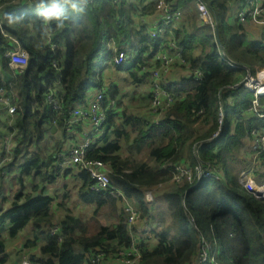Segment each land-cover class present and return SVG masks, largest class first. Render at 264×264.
Returning <instances> with one entry per match:
<instances>
[{
  "label": "trees",
  "instance_id": "trees-1",
  "mask_svg": "<svg viewBox=\"0 0 264 264\" xmlns=\"http://www.w3.org/2000/svg\"><path fill=\"white\" fill-rule=\"evenodd\" d=\"M143 1L134 4L130 0H120L114 4L112 0H94L84 5L82 0H75L76 9L62 2L63 15L59 20L44 16L52 7L51 0H32L30 3L6 0L3 4V28L26 49L28 61L24 70L15 74L6 57L11 47L9 37L0 34V85L11 96L18 97V108L12 115L0 109V144L3 150L7 135L13 137L15 146L8 164L21 167L17 174L20 189L14 193L9 206H4V198L0 195V264L7 260L3 234L14 238L29 224L33 239L27 240L25 245L35 244L39 237L43 239L37 253L28 256L31 264H91L86 255L92 249L102 250L107 257L119 248L129 246L131 238L126 218L116 200L108 192L87 190L92 180L85 170L78 172L82 180L79 200L94 204L95 216L114 219V223L100 224L93 232L88 231L86 221L70 212L56 220L49 208L51 198L42 193H24L22 179L23 175L34 171L48 181L56 176L48 169L54 156L44 160L38 150L31 152L30 149L44 140L54 123L65 137L64 119L70 107L83 103L89 90L102 87L103 65L113 56L112 52L100 54L109 41L129 54L133 61L131 67L141 64L145 59L143 55L161 44L159 37L149 35L145 25H135L133 16ZM192 1L177 0V5L186 8ZM202 1L209 7L215 27L201 22L196 6L192 5L188 18L190 29L177 27L174 30L175 43L181 48L182 58L188 61L191 73L178 82L162 84L170 91L185 92L186 95L178 97L164 118L156 123L123 115L122 123L116 124L114 112L108 109L106 128L111 129L114 139L109 140L104 132L102 144L93 141L87 148L88 158L109 163L112 185L121 189L146 220H152V213L144 190L168 181L173 164L184 162L186 149L191 153V162L196 161L197 150L202 160L221 165L226 177L230 167L239 166L234 157L241 138L250 128L264 125V117L240 118L239 113L250 104L252 93L241 86L230 88L247 70L253 71L254 66L264 65L261 56L264 41L248 40L241 24L230 26L226 22L230 0ZM47 36L55 44L54 48L46 42ZM196 47L201 48V54L193 57ZM53 60L56 66H53ZM123 64L116 67L124 69ZM194 69L201 71L199 80L192 75ZM52 82H57L63 89L64 108L58 119L53 110L44 107V95ZM117 93L116 87H109L104 105L114 100ZM261 103H264V97ZM221 106L224 111L222 131L218 137L209 139L219 126ZM198 122L210 125L205 133L194 136L193 125ZM127 127L135 134L129 147L136 153L145 152V157L140 160L124 157L118 152L117 138L123 137L125 143L130 141ZM162 198L170 210L171 231H154L152 245L142 242L138 264H191L198 232L204 226L211 227L218 251L229 264H264V209L238 180L206 178L196 185L183 184L165 189ZM56 224L62 236L60 241L57 235L49 232Z\"/></svg>",
  "mask_w": 264,
  "mask_h": 264
},
{
  "label": "built area",
  "instance_id": "built-area-1",
  "mask_svg": "<svg viewBox=\"0 0 264 264\" xmlns=\"http://www.w3.org/2000/svg\"><path fill=\"white\" fill-rule=\"evenodd\" d=\"M15 1L17 0H14V2ZM31 1L32 0H25V2L29 3ZM93 1L94 0H87V2L84 3L82 0V3L88 5ZM119 1L120 0H112L114 4H117ZM5 2L6 0H0V34L9 37L11 47L6 52L8 65L15 74H19L27 65L28 53L26 49L19 45L14 37L7 35L3 28L1 10ZM155 7L159 12V17L149 26L148 32L152 38L161 36L165 26L174 25L182 16V10L175 6L172 0H157ZM196 7L201 22L215 27L213 15L207 4L202 0H197ZM263 11L264 6L261 0H240V6L236 12L233 25L242 24L247 20L262 25V39L264 41V19L261 17ZM46 42L51 48L55 47V44L51 42L49 36H47ZM171 49L175 50L174 53H171ZM114 51L116 52L114 64L122 65L128 57L127 53L117 48H114ZM261 56L264 58V50L261 52ZM154 58L159 65L149 71L150 109L153 112L159 113L170 108L178 97L185 96L184 93L177 94L166 89L160 80L161 71H166L172 66L175 59H181V61H183V58L181 56V48L177 46L174 41L169 42L168 46L161 47L157 50L154 54ZM52 64L56 66V61L53 60ZM147 68L146 65L140 66V70L143 72H147ZM192 75L194 79L199 80L201 78V71L199 69H194ZM239 86L252 93L250 104L239 113L240 118L245 119L249 116L264 117V104L261 103V98L264 97V65L254 66L253 71L247 70L242 78L231 85L230 88H237ZM106 93L107 89L101 87L100 89H96L86 105L70 107L64 119L65 126L75 124L79 120H88L91 124V129L90 131L84 132L82 141L71 145L68 152L54 156V161L48 169L49 172L54 175H59L67 168L77 166L79 169L88 172L92 180V182L88 184L87 190L108 192L109 195L116 200L119 209L126 218L127 229L131 241L128 247L119 248L111 254V264H138L141 258V243H147L153 238L151 220L149 221L143 218L141 210L121 191V189L112 185L109 176L110 166L108 162L99 158L90 159L87 157V148L91 143L93 135L96 136L102 133L107 125V110L109 106L103 103ZM62 94V87L58 85L57 82H52L44 95V107L56 113L55 119H58L63 112ZM17 108L18 97L11 96L7 93L4 86L0 85V109H5L8 114H13ZM223 118L224 111L221 106L218 114L219 126L211 134L209 139L216 138L220 135L223 127ZM246 135L255 142V148L251 152L249 161L245 167L238 173L237 180L239 185L255 200L264 202V181L258 182L256 178V174H258L260 168L262 169L264 167V125L250 128ZM198 144H200V142L195 146L197 147ZM195 159V162H191L189 159L184 162L173 164L171 177L167 181L172 182V188L183 184L196 185L200 180L206 178H214L221 181L226 180L221 165L202 160L197 150H195ZM164 183H166V181L159 183L155 187L146 188L144 190L145 200L150 205L154 200V189L161 187ZM138 222H141L139 230L141 235H138L135 230ZM59 230L57 225L49 228V232L57 235L60 241L62 236ZM210 248V244L205 240L203 233L199 231L197 247L191 264H219L215 258L211 256ZM86 256L91 264H106V254L100 249H92ZM20 264H30V262L26 259Z\"/></svg>",
  "mask_w": 264,
  "mask_h": 264
},
{
  "label": "crops",
  "instance_id": "crops-1",
  "mask_svg": "<svg viewBox=\"0 0 264 264\" xmlns=\"http://www.w3.org/2000/svg\"><path fill=\"white\" fill-rule=\"evenodd\" d=\"M18 1V0H17ZM16 1V2H17ZM134 4H136L139 0H130ZM157 0H144L142 2L141 7L138 8V11L136 14H134V22L135 25H145L146 29L148 31L150 24L156 20L159 17V12L155 7ZM196 1L194 0L188 5L186 8H182L181 6L177 5V0H172L173 4L177 7H179L182 10V16L174 23L173 26H165L164 30L159 36L161 39V44L158 46L157 49H150L149 52L145 53L143 56H145V59L141 64H137L136 67H131L133 64V61L129 58V54L127 59L124 61L123 67L124 69H119L116 67L117 65L112 63V58L114 61V57L116 52L114 51L115 44L112 41H109L105 47V49L102 51L101 54L104 52H111L112 50V58H110L111 65L108 67H103L102 72H101V79H102V87L106 88L107 91L109 87L114 86L118 89L117 96L114 100H110L106 102V105L109 106L108 109L112 110L114 112V117L113 120L116 124L122 123V116L123 115H133L141 120H144L147 123H152V122H159L163 119V112H153L150 109V78H149V71L154 68L158 67V62L154 58V54L157 50H159L161 47H166L168 46L169 42L174 41L175 42V33L174 30L175 28H185L187 30L190 29L189 26V16L186 14L187 12H192V5L196 6ZM264 6V0H261ZM140 5V4H139ZM240 6V0H230L227 13H226V22L230 25L233 26V22H235V17H236V12ZM197 8V7H196ZM185 13V17H184ZM188 17V18H187ZM261 17L264 19V11L261 14ZM185 18V20H183ZM245 34L246 38L251 41H260L263 38V26L260 24L253 23L250 20H247L246 22L241 24ZM176 44V43H175ZM171 53H174V49L170 50ZM201 54V48L196 47L193 50V57H197ZM106 63V62H105ZM104 63V64H105ZM141 65H146L147 72H143L140 70ZM131 67V68H130ZM191 73L189 63L188 61L184 60L181 61V59H175L174 63L172 66H170L166 71H161L160 73V80L161 83L164 85H169L170 83L173 82H178L181 78L189 76ZM239 75V74H238ZM110 80V84L109 81ZM143 82H145L143 84ZM143 85H140V84ZM96 89L89 90L87 92L85 101L83 103L75 104L73 106H84L88 103V100L93 96L95 93ZM184 93L185 92H180ZM179 94V93H178ZM126 95V96H125ZM180 96V95H179ZM72 106V107H73ZM5 110V109H4ZM6 112V110H5ZM7 115H12L8 114ZM209 128V127H208ZM91 129V124L87 120H79L77 123L72 124V125H67V131L65 137H62L61 133V128L56 126V129L54 132H51L48 130L45 134V138L42 142H40L37 145V150L38 148L40 149L41 145L44 144L45 140L49 141V139H56L61 142L67 144V149L64 146V149L61 148V151L55 153L53 151L52 156H56L58 154H63L68 152V149L70 148L71 145L74 143H78L82 141L83 139V134L86 131H90ZM107 129V130H106ZM127 131L130 133V128L127 127ZM104 132H107L108 134V139L112 140L114 139V135L111 132V129H108L105 127L104 131L100 133L99 135H96L92 137L91 142L93 141H98V144H102V139L101 136L104 134ZM49 136L46 138V136ZM53 138H51V137ZM135 136L134 133H130V141L126 143L128 145V151H130L131 154H139L136 153L133 149H131L129 146L131 144V139ZM118 139V144H119V149L118 152L123 155V151H121V145L122 141L124 140L123 137L117 138ZM249 137L245 135L241 138V145L239 146V149L241 147H244L242 149H247L246 145L247 143L249 144ZM15 146V142L13 140V137L9 134L6 137L5 141V147L2 150L1 144H0V189H1V196L4 198V206L7 207L10 205V203L13 200V195L14 193L20 189L19 183L16 181V183H12V177L9 179L8 170L5 169V164L9 163L12 159V150ZM63 147V146H62ZM66 149V150H65ZM241 149V150H242ZM39 151V150H38ZM41 151V149H40ZM144 151H141L140 153H143ZM246 152V150L244 151ZM237 154L236 158L234 157L235 161H238L239 164L243 161L245 157V153ZM145 153V152H144ZM49 155V156H50ZM250 156V155H249ZM132 158V157H131ZM239 160H238V159ZM183 161L189 160L185 156L182 159ZM247 162L245 163V165ZM244 166H238L239 172ZM17 170V173L20 172L21 167L15 166L13 167ZM263 169V170H262ZM260 168L258 172H264V167ZM79 168L77 166H72L70 168H67L66 171L62 172L59 175H56L52 181H48L47 179L44 178L42 175L43 180H39L36 178L37 176L33 177L34 173L32 172L31 174L28 175H23L22 179V188L23 192H30L33 195L42 193L44 195H47L51 198V203L49 205L50 211L52 215L55 217L56 220L61 219L67 212H70L72 215L81 217L78 212L83 211L84 209H92V212L95 209L94 204L90 203H83L79 200L78 198V204L76 203V208L71 209L67 204L64 205L63 208H61V202L59 199V194H67V183H70L71 181L75 180L77 183V191L76 195L78 197V190L79 187L82 184V180L78 175ZM238 172V173H239ZM41 181V182H40ZM167 182V181H166ZM59 185H61L59 187ZM35 187V189H33ZM57 189H62V191H56ZM154 194L157 196L159 194V188L155 189ZM58 194V196H57ZM66 200V199H65ZM116 205L118 207V204L116 202ZM70 211H67V210ZM119 209V207H118ZM62 210V212H60ZM101 218V219H100ZM84 220V218H82ZM97 219H100L102 223L100 224H106L110 225L114 223V219L107 217L105 215H99ZM150 221V220H149ZM98 223V225H100ZM57 225V224H56ZM156 224L153 223L151 220V228L153 232V238L149 240L148 242H155L154 238V231H156ZM141 227V222H138L136 225L135 230L137 231L138 235H141V232L139 231ZM4 238H5V254L7 255V260L4 264H20L23 260H28V256L31 253H37L39 245L43 244V239L38 238L36 240L35 244H30V245H25V242L27 240H32L33 239V229L31 225H27L24 227L19 234L14 237V238H9L7 237V233H4ZM111 253L106 257L105 263L106 264H111L112 263V257ZM30 262V261H29ZM31 264V263H30Z\"/></svg>",
  "mask_w": 264,
  "mask_h": 264
},
{
  "label": "rangeland",
  "instance_id": "rangeland-1",
  "mask_svg": "<svg viewBox=\"0 0 264 264\" xmlns=\"http://www.w3.org/2000/svg\"><path fill=\"white\" fill-rule=\"evenodd\" d=\"M191 11L190 12H187L186 14H188V16L190 15ZM184 17H185V13H184ZM188 18V17H187ZM183 20H185V18H183ZM116 47V46H115ZM117 48V47H116ZM109 51V50H107ZM104 52L103 54H100L101 56L104 55V54H107L108 52ZM111 52H113L112 50H110ZM100 56V57H101ZM111 60L110 59H107L106 60V63L103 65V67H108L111 65ZM238 74H241V72H239ZM109 84L111 83L110 80L108 81ZM145 82H143L144 84ZM142 83L140 85H143ZM126 96V95H125ZM264 104V103H263ZM168 109L164 110L163 111V118L165 116V113ZM210 124H203L201 122H198L196 124H194V130H195V135L194 136H200L201 134L205 133L207 130H208V127H209ZM59 127V126H58ZM49 137L48 135L46 136V138ZM51 137V136H50ZM53 138V137H51ZM65 145H63V142H61V140H57L56 139H49V141H46L44 142L43 145H41L40 149L38 148L40 154L42 155V157L44 158V160H48V157L50 154L53 153V151L55 153L61 151V148L64 149V146L65 148L67 149V144L64 143ZM241 145V144H240ZM239 145V146H240ZM63 146V147H62ZM244 147H241L239 149H237L236 151V155L239 153H243L245 150L246 152L245 153V157L243 159V161L241 162V164L238 163V161H236V164L237 165H240V166H244L245 167V163L249 161V158H250V154L251 152L253 151V149L255 148V142L253 140H249V144L247 143L246 145V148L247 149H242ZM65 149V150H66ZM121 151H123V156L126 157H132L134 160H140L142 158L145 157V153H139L138 155L137 154H129L130 151H128V145L125 143V141L123 140L122 141V145H121ZM242 149V150H241ZM37 148L35 147H31L30 151L31 152H34L36 151ZM190 151L189 150H185V154L184 156L187 158V159H190ZM236 155H235V158H236ZM238 159V158H237ZM239 160V159H238ZM18 163V160L17 162ZM17 167L19 165H13V166H10L8 163L5 164V169L8 170V177L9 179L12 177V180L11 182L13 183H16V181L18 182V178H17V170L13 167ZM35 172V171H34ZM33 172V173H34ZM238 172H239V169L238 168H233V167H230L229 170L227 171L226 173V178L228 180H237V176H238ZM262 172H258V174H256V178L257 180H260V181H264V173ZM37 176L36 178L38 179V182L39 180H43L42 178V174L40 175H37L36 173H34L33 177ZM41 182V181H40ZM19 183V182H18ZM20 185V184H19ZM61 185H59L60 187ZM172 182H166L164 184L161 185V187H159V194L156 196L154 194V200L151 202V213H152V216H151V219L153 221L154 224H156V231L157 232H161L165 229H168L171 231V226L173 225L172 224V219H171V216H170V210L168 208V205L167 203L163 200L162 198V192L163 190L165 189H170L172 188ZM67 194H57V196L59 197L60 199V202H61V208L64 207L65 204H67L69 206V208L71 209H75L76 208V203L78 204V197L76 195V191H77V183L75 182V180L71 181L70 183H67ZM62 191V189H57L56 191ZM154 191H156L154 189ZM66 199V200H65ZM256 204L263 208L264 209V203L261 202V201H255ZM67 211H70L69 209ZM60 212H62V210H60ZM78 214L81 215L82 218H84V221H86V223L88 224V231L89 232H93L96 227L98 226V223H102L100 221V219H97L98 216H95L92 212V209H84L83 211L81 212H78ZM201 232L203 233L204 235V238L205 240L210 244V254L211 256H213L215 258V260L219 263V264H229L219 253L218 251V247H217V241H216V238H215V235L211 229V227L209 226H204L201 230ZM147 244H153V242H147ZM192 259H193V256L191 258V261L190 263L192 262Z\"/></svg>",
  "mask_w": 264,
  "mask_h": 264
},
{
  "label": "clouds",
  "instance_id": "clouds-1",
  "mask_svg": "<svg viewBox=\"0 0 264 264\" xmlns=\"http://www.w3.org/2000/svg\"><path fill=\"white\" fill-rule=\"evenodd\" d=\"M62 2L66 4H70L73 9H76L77 7L75 0H51L52 7L50 11L44 13L45 18L49 20L51 19L59 20L61 16L63 15V12L60 8V4ZM83 2L86 3L87 0H83Z\"/></svg>",
  "mask_w": 264,
  "mask_h": 264
},
{
  "label": "water",
  "instance_id": "water-1",
  "mask_svg": "<svg viewBox=\"0 0 264 264\" xmlns=\"http://www.w3.org/2000/svg\"><path fill=\"white\" fill-rule=\"evenodd\" d=\"M55 129H56V125H55V124H52V125L50 126V128H49V130H50L51 132H54Z\"/></svg>",
  "mask_w": 264,
  "mask_h": 264
}]
</instances>
